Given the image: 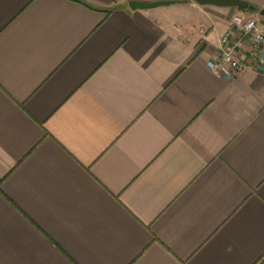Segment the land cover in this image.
Returning a JSON list of instances; mask_svg holds the SVG:
<instances>
[{"label": "crops", "instance_id": "1", "mask_svg": "<svg viewBox=\"0 0 264 264\" xmlns=\"http://www.w3.org/2000/svg\"><path fill=\"white\" fill-rule=\"evenodd\" d=\"M246 1L0 0V264H264V67L208 66Z\"/></svg>", "mask_w": 264, "mask_h": 264}, {"label": "built area", "instance_id": "2", "mask_svg": "<svg viewBox=\"0 0 264 264\" xmlns=\"http://www.w3.org/2000/svg\"><path fill=\"white\" fill-rule=\"evenodd\" d=\"M264 29L254 18L234 14L219 40L218 55L208 61L209 68L219 77L241 73L248 56L255 67H264Z\"/></svg>", "mask_w": 264, "mask_h": 264}, {"label": "water", "instance_id": "3", "mask_svg": "<svg viewBox=\"0 0 264 264\" xmlns=\"http://www.w3.org/2000/svg\"><path fill=\"white\" fill-rule=\"evenodd\" d=\"M200 5H216L221 7H239L243 9L255 10L256 7L249 4L246 0H195ZM169 1H158V2H137L132 1L129 3L130 8L132 9H144L152 8L158 5L169 4ZM261 14L264 15V10L261 11Z\"/></svg>", "mask_w": 264, "mask_h": 264}]
</instances>
